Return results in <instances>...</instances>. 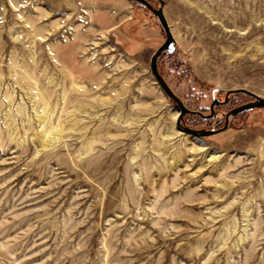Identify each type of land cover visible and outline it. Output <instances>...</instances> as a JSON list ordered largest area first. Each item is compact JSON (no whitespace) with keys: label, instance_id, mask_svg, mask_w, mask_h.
<instances>
[{"label":"rangeland","instance_id":"obj_1","mask_svg":"<svg viewBox=\"0 0 264 264\" xmlns=\"http://www.w3.org/2000/svg\"><path fill=\"white\" fill-rule=\"evenodd\" d=\"M147 1L227 127L141 3L0 0V264H264V0Z\"/></svg>","mask_w":264,"mask_h":264},{"label":"water","instance_id":"obj_2","mask_svg":"<svg viewBox=\"0 0 264 264\" xmlns=\"http://www.w3.org/2000/svg\"><path fill=\"white\" fill-rule=\"evenodd\" d=\"M138 3H141L142 5H144L146 8L150 9L159 19L165 33H166V41L164 42V44L158 48V50L154 53V55L151 58V71L152 74L154 75V77L156 78L158 84L161 86V88L163 89V91L165 92V94L167 96H169L179 107L180 109V114L177 120V125H178V129L183 130V132H185L186 134H191L193 136L196 137H204V136H210L213 135L215 133H218L220 131H222L223 129H225L227 127V124L224 128L219 129V130H197V129H192V128H188V127H182L181 126V121L184 118V116L188 113H190L191 111L186 108V106L181 102V100L174 94V92L172 91V89L169 87L168 83L166 82V80L163 78V76L161 75V73L159 72L158 69V60L160 58V56L163 55L164 52H169L172 53L175 48H176V41L170 31V28L168 26L167 20L164 16V12L162 8H155L149 1L147 0H132ZM215 92V91H214ZM234 92H243L246 93L250 96H252L255 100L253 102L247 103L245 105H242L234 110H232L230 112L229 115H237L239 113H242L244 111L259 107V108H264V98L249 92L245 89H239V90H235V91H229L227 93L226 99L225 101H227L229 99V95L231 93ZM220 102V100H216L215 103Z\"/></svg>","mask_w":264,"mask_h":264},{"label":"bare ground","instance_id":"obj_3","mask_svg":"<svg viewBox=\"0 0 264 264\" xmlns=\"http://www.w3.org/2000/svg\"><path fill=\"white\" fill-rule=\"evenodd\" d=\"M40 137H41L42 140L47 141L49 135H48V133H42Z\"/></svg>","mask_w":264,"mask_h":264}]
</instances>
